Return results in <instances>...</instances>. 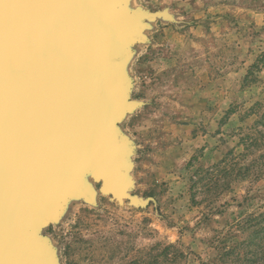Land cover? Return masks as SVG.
Wrapping results in <instances>:
<instances>
[{
  "label": "rangeland",
  "instance_id": "obj_1",
  "mask_svg": "<svg viewBox=\"0 0 264 264\" xmlns=\"http://www.w3.org/2000/svg\"><path fill=\"white\" fill-rule=\"evenodd\" d=\"M124 9L155 16L125 48L136 107L117 122L139 203L84 171L89 198L65 197L40 231L54 263L252 264L264 236V0Z\"/></svg>",
  "mask_w": 264,
  "mask_h": 264
},
{
  "label": "water",
  "instance_id": "obj_2",
  "mask_svg": "<svg viewBox=\"0 0 264 264\" xmlns=\"http://www.w3.org/2000/svg\"><path fill=\"white\" fill-rule=\"evenodd\" d=\"M127 0H0V264H55L43 226L61 200L130 189L131 144L117 122L125 48L154 15Z\"/></svg>",
  "mask_w": 264,
  "mask_h": 264
},
{
  "label": "trees",
  "instance_id": "obj_3",
  "mask_svg": "<svg viewBox=\"0 0 264 264\" xmlns=\"http://www.w3.org/2000/svg\"><path fill=\"white\" fill-rule=\"evenodd\" d=\"M259 124H263V120H260L259 122H258ZM255 222H258L256 225L257 226H262L263 225V228H262V230L264 231V215H262L259 219H256L255 220ZM259 243H258V246H260V247H262L261 248V251H258V252H254L253 254H252V256H251V259H249L250 260V262L253 264V263H258V257H260V256H262L263 255V253H264V236H262V237H260L259 238ZM252 252V251H251ZM249 255H251V254H249ZM240 256V255H239ZM238 256V257H239ZM244 256V255H243ZM248 260V259H247Z\"/></svg>",
  "mask_w": 264,
  "mask_h": 264
}]
</instances>
